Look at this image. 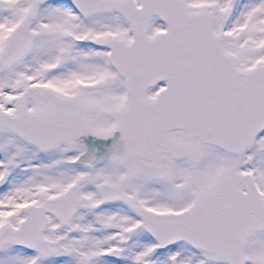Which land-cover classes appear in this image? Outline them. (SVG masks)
<instances>
[{
    "label": "snow or ice",
    "instance_id": "1",
    "mask_svg": "<svg viewBox=\"0 0 264 264\" xmlns=\"http://www.w3.org/2000/svg\"><path fill=\"white\" fill-rule=\"evenodd\" d=\"M0 264H264V0H0Z\"/></svg>",
    "mask_w": 264,
    "mask_h": 264
}]
</instances>
